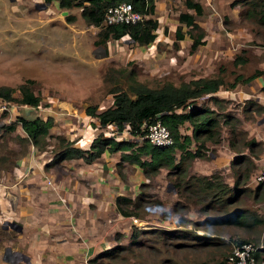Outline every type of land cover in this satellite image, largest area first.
I'll list each match as a JSON object with an SVG mask.
<instances>
[{
    "label": "rangeland",
    "instance_id": "obj_1",
    "mask_svg": "<svg viewBox=\"0 0 264 264\" xmlns=\"http://www.w3.org/2000/svg\"><path fill=\"white\" fill-rule=\"evenodd\" d=\"M204 1L207 11L196 16L197 22L201 20L208 25L206 30L198 22L205 34L201 48L196 46L195 51H190L189 36L174 46L173 40H169L168 27L165 30L159 24L161 36L156 40L154 57L148 65L140 58L139 45L131 40L127 42L131 47L124 51L112 49L105 57L100 56L101 51L97 52V58L92 55L88 47L92 49L95 45L93 39L98 28L84 22L77 6L60 8L55 0H0V84L16 87L24 79L31 78V86L41 97L42 104L51 103L64 121V113L71 106L82 110L80 108L94 104L95 112H98L96 108L110 104L112 93L108 88L112 85V77L107 75L109 68L133 66L138 81L154 86L163 80L176 84L196 76L212 75L218 65H222L219 73L224 82L236 72L246 74L255 67H264V24L248 17L246 4H232V0ZM162 4L166 10L158 17H166L169 23L176 21L175 12L183 5L182 0H163ZM66 13H71L74 18L66 19ZM182 29L185 26L182 25ZM236 54L243 56V62L232 61ZM127 61H131L129 66ZM259 79L262 83L259 80L247 83V94L240 98L228 92L216 95L217 101L208 99L205 94L194 100L196 106L204 103L220 114L228 112L232 119L226 122L223 115L218 117L219 139L205 141L201 147L202 156L187 157L184 165L181 163L178 168L161 166L151 176L142 173L133 194L135 197L138 192L142 193L139 205L135 207L140 216L131 215L127 235L114 232L116 240L112 245L120 243L115 253L101 256L93 264L105 261L113 264H210L220 259L225 261L234 239L246 238L254 244L264 245V221L245 226L210 219L233 208L264 218L262 189L258 188L260 193L254 194L257 184L254 177L264 161V142L252 135L254 130H263L264 76ZM17 93L15 89L13 94ZM11 103L18 104L0 98V171L10 168L14 157L21 156L27 149L26 143L17 137L23 136L20 135L22 130H7L1 126L14 119ZM187 127L188 124L182 128ZM230 128L234 129L232 133ZM230 136H237L236 151L228 144ZM44 138L47 142L46 135ZM249 138L255 141L251 145L244 143ZM192 141L196 146L197 142ZM213 143L218 146L223 143L235 153L226 168L202 172L200 168L215 154L217 145ZM51 145L45 147L47 151H52L48 149ZM176 154L174 162L179 159V153ZM236 159L240 161L232 165L231 161ZM124 169L126 167L121 164L123 178L115 170L121 180L125 178ZM212 173L219 177L210 176ZM201 175H207L206 179L212 182L217 178L225 189L214 193L216 198L212 191L198 189V184L193 181ZM175 180H178L177 186ZM186 180L192 183L184 186ZM8 197L13 198L9 193ZM133 227L135 233L132 236Z\"/></svg>",
    "mask_w": 264,
    "mask_h": 264
},
{
    "label": "crops",
    "instance_id": "obj_2",
    "mask_svg": "<svg viewBox=\"0 0 264 264\" xmlns=\"http://www.w3.org/2000/svg\"><path fill=\"white\" fill-rule=\"evenodd\" d=\"M199 2L202 7L199 14L201 16L204 10L207 11V5L204 0H199ZM162 3L163 0H154L153 11L146 15L155 17L162 29L166 30L168 27L169 40H173L174 46H177L188 36L184 33L181 38L175 37L177 25H180L181 29L182 25L185 29L187 28L183 22L178 20V13L180 11L191 12L192 9L184 4L181 5L175 12L176 21L169 23L166 17L163 16V19L158 17L161 11L166 10L162 8ZM198 22L204 25L206 30L208 29V25L203 21L198 20ZM158 25L154 30V38L147 43H139L127 34L115 39L106 38L102 42H96L94 41L95 35L93 39L95 45L92 44V49L88 47V50L96 58L97 52L100 53V51V56L105 57L111 53L112 49L122 48L124 51L131 47L127 46V42L131 40L139 45L140 58L145 59L149 65L154 57L156 40L161 36L158 33ZM89 36H91L90 33ZM200 45L201 43L197 47ZM200 48L201 46L198 49ZM263 76L264 74L261 73L244 84L236 82L232 87L223 88L219 85L212 95H226L229 92L230 95L235 94L240 98L242 94H247V89H245V86H248L247 83L253 80L260 81L259 78ZM31 89L38 94L32 86ZM10 108L13 110V118L17 115L24 117L49 115L52 117V124L46 133L49 143L47 141L44 147L37 148L32 143L25 142L27 149L23 154L14 157L10 168L7 166V169L4 168L5 171H0V264H89L88 257L112 246L116 240L114 232H123L122 235L128 234L131 215L118 212L115 196L121 194L133 198L136 183L142 178L141 167L134 162L123 160L122 167L125 166L126 169H124L125 178L121 180L116 175L114 166L119 159L120 150L118 149L103 150L88 162L80 156H73L46 165L55 153L54 145L57 141V134L69 140L71 145L87 148L90 139L97 133L104 136L111 134L117 139L120 138V133L118 130L113 131L114 124L111 122L100 124L97 116L86 113L84 107L79 110L71 106L65 111L64 121H62L60 112L56 111L51 103L43 105L40 96L35 105L11 103ZM186 124L189 127L182 128ZM262 124L263 130L253 129L252 135L261 138L264 142V122ZM17 129L22 130L23 134L20 133V135H25L19 123H15L12 130L18 131ZM178 129L180 133L190 135L191 129L187 120H183L178 125ZM50 144L52 145L48 149L51 148L52 151H47L45 147ZM191 144L194 145L192 140L188 145V148L192 150L195 145L191 148ZM176 152L179 153L180 150H175V156ZM234 153L221 143L220 146L215 147V154L200 170L206 172L216 167L226 168ZM46 178L50 179V183L46 182ZM8 193L13 198L10 199ZM7 220L15 221L20 228L15 229L7 225Z\"/></svg>",
    "mask_w": 264,
    "mask_h": 264
},
{
    "label": "trees",
    "instance_id": "obj_3",
    "mask_svg": "<svg viewBox=\"0 0 264 264\" xmlns=\"http://www.w3.org/2000/svg\"><path fill=\"white\" fill-rule=\"evenodd\" d=\"M47 2L52 0H45ZM54 1V0H53ZM56 5L60 8L67 9L71 6H77L79 15L87 24H92L98 29L95 33L96 42H102L106 38H118L121 35L127 34L133 40L139 43H147L154 38L155 28L158 25L157 19L152 16H147L153 11L154 0H55ZM120 1H128L133 10L138 11L141 17L133 22H114L102 23L104 11L107 6L118 3ZM242 2L246 4L245 13L248 17L255 21L264 24V0H232L231 3ZM183 4L192 9V11H180L178 13V20L183 22L187 28L181 30V26L177 25L175 28V37L181 38L186 33L191 41L189 50L203 42L204 29L197 22L198 16L202 7L199 0H183ZM64 17L68 20L73 19L71 13H66ZM175 45V42H174ZM264 57V53H263ZM244 58L240 54H236L232 61L243 62ZM127 61L126 64H130ZM222 65H218L215 74L208 76H198L188 80H181L178 83H173L169 80H163L154 86L147 85L142 81L136 79V73L133 66H123L117 69L109 68L107 75L112 77V85L108 90L112 93L111 104L95 112V105L88 104L84 110L88 114H95L100 124L111 122L115 125L117 130L125 125H128V132L133 138L117 139L113 135H102L97 133L90 141L87 148H81L71 145L70 141L65 139L62 135L57 134L56 144L54 145L55 153L52 158L46 162V165L57 162L62 158H69L73 156H80L84 161H91L103 150H120L119 160L115 162L117 173L120 177H124L121 172L122 160L134 162L138 164L144 175L151 176L161 166L178 168L185 159L193 156H202L205 141L216 142L219 139V116L223 115L222 119L226 122L232 119L228 112L220 114L208 105L201 103L196 106L195 99L203 94L207 95L210 100L217 101V97L212 95L219 85L225 87H232L236 82L246 83L255 76L264 72V67H255L251 72L246 74L241 72L234 73L229 80L224 82L220 75ZM116 73V76H115ZM32 79L26 78L18 83L16 87L6 84H0V98L4 100H12L18 103L37 104L39 100L38 94H35L31 89ZM17 89L18 95H14L13 91ZM252 102L253 100L247 99ZM189 105V106H188ZM188 106V107H187ZM158 118L168 129L172 142L168 144H154L149 142L145 137H141L144 128L141 129L143 121H153ZM183 120H187L190 124V135L180 133L178 125ZM15 123H19L25 135L17 136L20 141L30 142L37 148H42L46 144L45 135L48 127L52 124V117L47 115L44 117L32 116L24 117L17 115L13 121L8 124L1 125L5 129L11 130ZM233 126V125H232ZM234 127V126H233ZM231 129V133L234 129ZM237 134V133H236ZM140 136V138H139ZM191 140H195L196 146L193 150L187 148ZM255 142L249 138L244 140V143L251 145ZM229 146L235 151L238 149L237 136L228 138ZM180 150L179 159L174 162L175 150ZM252 150V147L250 148ZM242 157V155H238ZM236 156V158L238 157ZM242 159V158H241ZM237 160V159H236ZM240 161H231L234 165ZM264 163V161H263ZM245 168H248L244 166ZM238 169V166L237 168ZM239 172V171H238ZM207 175L196 176L193 181L198 184V189L203 191H212L213 197L225 189L222 181H218L217 174L212 173L210 176L214 178V182L206 179ZM191 181H184L183 185ZM192 183V182H191ZM175 186L178 180H175ZM239 188L241 186H238ZM237 188V189H239ZM261 188V196L264 195V186L260 183L256 184L254 194L259 192ZM193 189V188H192ZM258 189V190H257ZM243 190V189H241ZM260 193V192H259ZM141 192L133 198L118 194L115 196V205L120 214L140 216L135 209L141 200ZM234 195V193H233ZM230 196V195H229ZM225 199V198H224ZM213 222L218 223H233L238 225H252L263 222L264 218L260 217L254 212H246L241 208H233L230 211L224 212L220 215L210 218ZM135 229L133 227L131 235L133 236ZM133 240V239H132ZM242 241H249L246 238L234 239V243ZM133 242V241H132ZM120 243L102 249L91 257L87 258L89 264H93L97 258L105 255H112ZM259 252H264V245L258 250H255L254 255ZM103 264H113L110 261H105ZM210 264H225L222 259L213 261Z\"/></svg>",
    "mask_w": 264,
    "mask_h": 264
},
{
    "label": "built area",
    "instance_id": "obj_4",
    "mask_svg": "<svg viewBox=\"0 0 264 264\" xmlns=\"http://www.w3.org/2000/svg\"><path fill=\"white\" fill-rule=\"evenodd\" d=\"M140 17L141 14L138 11L132 9L130 2L120 1L106 7L102 23L107 24L114 22H133ZM142 128H144V132L141 137H145L151 143L168 144L172 142V137L167 127L158 118H155L153 121H143L141 123V129ZM115 130L116 128L113 131ZM119 133L120 138L132 137V135L128 132V125L123 126L121 130H119ZM254 181L255 183H260L262 186H264V163L256 172ZM46 182L50 183V179L46 178ZM132 218L135 220L134 217ZM261 246V244H254L251 241L234 243L231 250L226 255L224 263L264 264V252H259L257 256L254 255L255 250H258Z\"/></svg>",
    "mask_w": 264,
    "mask_h": 264
},
{
    "label": "water",
    "instance_id": "obj_5",
    "mask_svg": "<svg viewBox=\"0 0 264 264\" xmlns=\"http://www.w3.org/2000/svg\"><path fill=\"white\" fill-rule=\"evenodd\" d=\"M41 4H43V3H41ZM43 5H44V4H43ZM43 5H42V7H43ZM40 7H41V6H40ZM6 224L9 225V226H11V227H13V228H15V229L20 228V227H19V224L16 223L15 221H13V220H7V221H6Z\"/></svg>",
    "mask_w": 264,
    "mask_h": 264
},
{
    "label": "clouds",
    "instance_id": "obj_6",
    "mask_svg": "<svg viewBox=\"0 0 264 264\" xmlns=\"http://www.w3.org/2000/svg\"><path fill=\"white\" fill-rule=\"evenodd\" d=\"M92 25V24H91ZM94 26V25H93ZM133 137V136H132ZM132 137H126V138H132ZM119 139H121V138H119Z\"/></svg>",
    "mask_w": 264,
    "mask_h": 264
}]
</instances>
